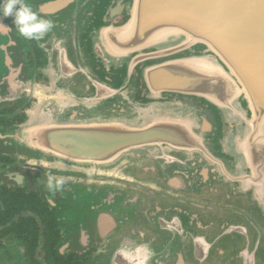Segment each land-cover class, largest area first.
Masks as SVG:
<instances>
[{"label":"water","instance_id":"1","mask_svg":"<svg viewBox=\"0 0 264 264\" xmlns=\"http://www.w3.org/2000/svg\"><path fill=\"white\" fill-rule=\"evenodd\" d=\"M70 1L40 8L54 13ZM121 9L128 21L93 37L105 70L124 71L119 89L102 91L114 95L116 119L40 126L34 138L52 146L34 150L86 166L142 160L137 185L157 195L162 243H178V257L163 262L183 263L186 255V264H264V0H132ZM0 25L9 27L2 17ZM197 46L203 50L194 54ZM184 52L141 69L149 99L190 96L214 111L137 103L127 116L123 98L134 68ZM74 67L71 76L88 77ZM29 131L21 135L30 143Z\"/></svg>","mask_w":264,"mask_h":264},{"label":"flooded vegetation","instance_id":"2","mask_svg":"<svg viewBox=\"0 0 264 264\" xmlns=\"http://www.w3.org/2000/svg\"><path fill=\"white\" fill-rule=\"evenodd\" d=\"M56 1L29 0L41 17L54 22L41 41L23 40L14 29L0 32V264H169L162 256L178 257L173 246L178 243H162L154 217L157 195L137 185L144 176L142 160L127 157L104 167L86 166L34 150L50 145L34 138L40 126L116 119L114 95L108 98L102 91L119 89L124 77L112 65L106 71L94 56L93 37L113 33L106 27L124 25L129 17L121 7L132 0H71L54 13L40 8ZM3 20L13 27L11 17ZM202 50L197 46L192 52ZM188 55L137 65L123 98L127 116L137 103L214 111L190 96L164 92L149 99L141 69ZM74 66L86 68L88 77H80L81 72L71 76ZM25 129H31L30 143L21 135ZM47 173L65 178L60 191L46 190L42 182ZM153 247L161 253H153ZM185 256L183 263L177 259L172 264H186Z\"/></svg>","mask_w":264,"mask_h":264},{"label":"clouds","instance_id":"3","mask_svg":"<svg viewBox=\"0 0 264 264\" xmlns=\"http://www.w3.org/2000/svg\"><path fill=\"white\" fill-rule=\"evenodd\" d=\"M0 17H11L13 26L0 25V32L14 29L17 36L26 41H41L54 28V22L41 17L29 0H0ZM42 183L48 192L55 193L63 188L65 178L47 173Z\"/></svg>","mask_w":264,"mask_h":264}]
</instances>
